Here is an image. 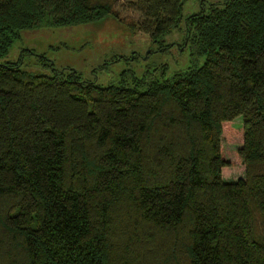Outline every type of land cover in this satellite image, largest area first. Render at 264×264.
I'll return each mask as SVG.
<instances>
[{
  "label": "trees",
  "instance_id": "16d2710c",
  "mask_svg": "<svg viewBox=\"0 0 264 264\" xmlns=\"http://www.w3.org/2000/svg\"><path fill=\"white\" fill-rule=\"evenodd\" d=\"M184 1L132 0L128 20L116 0H0V57L112 16L152 43L183 20L202 58L106 86L0 63V264H264V0Z\"/></svg>",
  "mask_w": 264,
  "mask_h": 264
},
{
  "label": "rangeland",
  "instance_id": "374dc122",
  "mask_svg": "<svg viewBox=\"0 0 264 264\" xmlns=\"http://www.w3.org/2000/svg\"><path fill=\"white\" fill-rule=\"evenodd\" d=\"M221 1L185 0L182 18L208 3ZM130 3L132 0H116L115 9L121 17L137 19L138 14L130 9ZM182 26L184 29L183 20L179 29ZM179 29L168 34L162 43H152L147 34L131 32L112 16L72 26H41L21 31L8 53L0 57V63L19 61L22 69L44 76L75 70L83 80L101 86L117 84L124 72L161 79L194 61L195 65L202 61L201 57L191 54L188 45L180 46L183 34ZM230 124L240 128L241 116L234 117ZM227 157L235 166H230L223 177L230 181L241 174L242 167L234 153H228Z\"/></svg>",
  "mask_w": 264,
  "mask_h": 264
}]
</instances>
